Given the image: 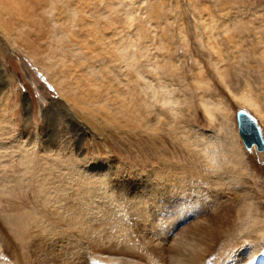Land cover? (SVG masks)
Wrapping results in <instances>:
<instances>
[{
    "label": "rangeland",
    "instance_id": "374dc122",
    "mask_svg": "<svg viewBox=\"0 0 264 264\" xmlns=\"http://www.w3.org/2000/svg\"><path fill=\"white\" fill-rule=\"evenodd\" d=\"M54 1L27 27L14 21L13 41L0 31V264H88L101 252L157 261L197 249L206 229L209 264L264 257V151H248L237 126L244 109L264 133V0ZM68 7L85 9L84 28ZM94 30L105 46L133 42L134 67L98 50ZM61 68L69 84L93 80L105 102L81 110L51 78ZM148 84L176 104L150 98Z\"/></svg>",
    "mask_w": 264,
    "mask_h": 264
},
{
    "label": "bare ground",
    "instance_id": "6f19581e",
    "mask_svg": "<svg viewBox=\"0 0 264 264\" xmlns=\"http://www.w3.org/2000/svg\"><path fill=\"white\" fill-rule=\"evenodd\" d=\"M36 1V2H35ZM35 1H33V0H0V31L4 34V35H8L12 40L11 41H13V33H14V30L15 29H13L12 28V25H13V22L14 21H19V20H21V19H23V26H22V28H25V27H27L26 25H28L29 23H31V21L33 20V18H34V16H35V13H34V15L33 16H31L32 15V13L33 12H35L36 10H34V7H40L39 5H44V2H42V0H35ZM64 1V0H63ZM46 3H47V5H53L54 3H55V1L54 0H46ZM67 2H65V4H66ZM104 3V2H103ZM117 4H119V3H117ZM69 5V4H68ZM105 6V5H104ZM84 8V7H83ZM86 8V7H85ZM122 8V7H121ZM68 9H69V14L71 13V17H72V19H73V21L72 22H76V24H78V26H79V28H81L82 29V27L84 28L86 25H85V23L83 22V19H82V14L81 13H83V12H85L81 7H79V8H72V7H68ZM115 9V8H114ZM65 12V11H64ZM68 13V12H67ZM70 16V15H69ZM127 17H128V19H130L131 18V16H130V14H127ZM31 20V21H30ZM54 20H55V22L54 23H56V18L54 17ZM57 21H59V19H57ZM92 24H94L93 25V27H94V29H95V27H97L98 25H97V23L95 22V23H92ZM40 25H41V22H37L36 24H33L32 23V25L30 26V27H34L35 28V31H38V28L40 27ZM128 25H131V23L130 24H128ZM59 27H60V33H63V34H65L66 36H68L69 37V39L71 40V39H73V38H70V37H78L79 38V35H76V34H73L71 31H70V28L69 27H66L67 28V30L66 31H64L63 29H62V25H58ZM16 29V30H18L19 32L16 34L17 35V37L20 39V41H19V43H21V44H23V45H25L27 48H32V49H35L36 48V46H35V44L36 43H34L33 41H31L28 37V34H27V32H23L22 30L23 29ZM37 33H40V31L39 32H37ZM60 33H58V36H56L57 37V39L59 38L60 39V37H59V34ZM70 35V36H69ZM61 36V35H60ZM65 36V37H66ZM92 36L95 38V41L99 44V48H98V50L99 49H107L109 52H111V51H118L119 52V54L120 55H117V56H115L116 57V59L118 58V60H121V62L122 61H124V63L126 64V67L128 66V67H134L133 66V62L134 63H136L135 61L137 60V58H135V53L133 52H131L129 49L132 47V48H134L133 46L135 45V44H133V42H130L129 40H127V41H125L124 43H112V45H110V46H105V45H102V43L105 41H103V39L104 38H102V36L100 35V33H99V31H97V30H94V32H93V34H92ZM97 36V37H96ZM16 38V37H15ZM75 39V40H73V41H75V42H72L74 45H76V46H78V49H79V51H82L83 52V50H84V48L83 47H85V48H91V46H89L88 45V47H87V45H86V43H85V41H81V39ZM17 39V38H16ZM18 39V40H19ZM58 39V40H59ZM16 41V40H15ZM18 42V41H17ZM60 42V41H59ZM62 42V41H61ZM68 48V49H74V48H72V47H69V45H67L66 43H63V46H62V48ZM37 50V49H36ZM85 50H87V49H85ZM100 50V51H101ZM93 52L95 51V49L94 50H92ZM31 52H34L33 50H31ZM103 52H105V50L103 51ZM102 52V53H103ZM84 53V52H83ZM100 53V52H99ZM105 54V53H104ZM112 54V53H111ZM67 55H68V53H67ZM100 55V54H99ZM103 55V54H102ZM116 55V54H115ZM93 56V55H92ZM119 56V57H118ZM55 57V56H54ZM86 57H89V56H86ZM95 57V56H94ZM99 57V56H98ZM102 57V56H101ZM59 58V57H58ZM103 58V57H102ZM101 58V59H102ZM64 59V58H63ZM87 59V58H86ZM115 59V60H116ZM111 63V62H110ZM55 65H57V63H54L53 62V65L52 66H50V67H53V66H55ZM134 65H136V64H134ZM108 66V65H107ZM64 67V66H63ZM47 69V68H46ZM48 69H49V67H48ZM52 69V68H51ZM71 69L72 68H69V70L67 71V73H70L71 74V76H72V73H71ZM135 69H137V68H135ZM135 71H137V70H135ZM65 72L66 71H64L62 68H61V70H60V72H59V74H58V77L57 76H55L54 74L52 75V80L54 81V82H56L58 85H61L62 87L64 86V88H61V91L64 93V95L66 94V96L68 97V99L70 100H72L78 107H80L81 108V110L83 109L84 111H88L89 109L87 108V106L85 105V107H84V104H88V105H94V106H96V105H98V104H103L104 102H105V93L103 94V92L101 91V90H94V89H91V86H96V83H94L93 82V80H90V78H89V82L88 83H86V82H83V83H85V85L84 86H82V81H78L79 83H80V85H78V82L77 83H75V84H73V83H71V84H69L68 83V81H70L69 79H71L70 77H69V79H68V81L66 80V75H65ZM62 73H63V76H62ZM60 76V77H59ZM57 77V78H56ZM74 82H76V81H74ZM76 85L77 84V86H75V88L73 87V85ZM100 85V84H99ZM98 85V86H99ZM147 85V84H146ZM100 87V86H99ZM98 87V88H99ZM148 87H149V89H147V91H146V93H148V95L150 96V98H157V100L160 102V103H162V105H165V104H176V101L174 100V99H172L171 97H170V93H168L166 90H164L163 88H161V90H158V89H154L150 84H148ZM75 92H79V97H78V99H74L72 96H70L69 95V93H75ZM97 96V97H96ZM245 100L248 102V104H250L251 106H253V107H255L256 109H257V111L259 112V113H261L260 112V110L258 109V105H257V103H255L252 99H250V98H247V97H245ZM29 103V102H28ZM96 104V105H95ZM27 106V105H26ZM238 133H239V131H238ZM239 136H240V134H239ZM240 138H241V136H240ZM241 140H242V138H241ZM243 141V140H242ZM244 143V142H243ZM53 146V145H52ZM246 147V146H245ZM254 148H256V147H253L252 149H251V151H253V149ZM248 150V149H247ZM250 151V152H251ZM34 172L35 171H33L32 173L34 174ZM38 172V171H37ZM35 174H36V172H35ZM176 175V174H175ZM183 175V174H182ZM24 184H25V182H23ZM22 183V184H23ZM21 184V185H22ZM66 186V185H65ZM25 187V186H24ZM60 192V191H59ZM64 192V191H63ZM184 192H186V191H184ZM59 195V194H58ZM84 195V194H83ZM210 196V195H209ZM210 198V197H209ZM56 199H59L60 200V203H61V200L62 201H64V199H66V197L64 196V194H61L60 196H57L56 197ZM83 199V198H82ZM87 200V199H86ZM50 201V200H49ZM185 201V200H184ZM194 201H195V199H194ZM197 201V200H196ZM52 202V201H51ZM56 202V201H55ZM59 202V201H58ZM64 202H66V201H64ZM87 202H88V200H87ZM90 202V201H89ZM208 202V201H207ZM46 203V202H45ZM67 203V202H66ZM178 203V202H177ZM182 202H180V204H181ZM55 204V203H54ZM195 204V203H194ZM44 205V204H43ZM192 204H189L188 206H191ZM196 205V204H195ZM198 205V204H197ZM51 206V205H50ZM104 206V205H103ZM187 206V205H186ZM187 206V207H188ZM193 206V205H192ZM45 207V206H44ZM47 207V206H46ZM52 207V206H51ZM63 207V206H62ZM67 207V208H66ZM65 208V210H66V212L68 213V211H69V209H68V207L69 206H66ZM83 207H85V206H83ZM180 207H184V206H180ZM54 208H55V211H57L58 212V208L56 209V207H53L52 209L54 210ZM77 208V207H76ZM100 208H101V206H100ZM190 208V207H189ZM50 209V208H49ZM51 209V210H52ZM72 209V208H71ZM75 209V208H74ZM59 210H61V208L59 209ZM63 210V209H62ZM68 210V211H67ZM88 211V210H87ZM187 211V210H186ZM51 212H53V211H51ZM56 213V212H55ZM54 213V214H55ZM77 213V212H76ZM86 213V212H85ZM44 214V213H43ZM58 214H60V211H59V213ZM65 214V213H64ZM64 214H62V211H61V215L63 216ZM75 214V213H74ZM53 214H51V217H53L52 216ZM58 216H60V215H58ZM58 216H57V218H58ZM66 216V215H65ZM74 216V215H73ZM102 216V215H101ZM173 216V215H172ZM48 218H49V216H48ZM55 218V217H54ZM60 218V217H59ZM62 218V217H61ZM60 218V219H61ZM70 219V217L68 216V217H66V219ZM112 218H113V216H112ZM111 218V219H112ZM50 219V218H49ZM63 219L64 218H62V220L61 221H59V222H62L63 221ZM77 219V218H76ZM87 219V218H86ZM173 219V218H172ZM171 219V220H172ZM56 220V219H55ZM59 220V219H58ZM71 220V219H70ZM94 220V219H93ZM106 220V219H105ZM68 221V220H67ZM33 222H35V224L34 225H37V221L35 220V219H33ZM32 222V223H33ZM67 223V222H66ZM70 223H72V222H70ZM169 223V222H168ZM76 224V223H75ZM103 224V223H102ZM197 223H195V224H193L192 226H190V227H188V228H186V229H184V231L186 232L189 228H191V227H193V226H195ZM39 225H40V223H39ZM41 225H42V223H41ZM43 225H45V226H43L42 228L43 229H47V224H43ZM66 225V224H65ZM72 225H74V224H72ZM104 225H107V224H104ZM155 225V224H154ZM71 226V225H70ZM102 226V225H101ZM101 226L99 227V228H101ZM167 226V225H166ZM44 227H46V228H44ZM103 227V226H102ZM98 228V227H97ZM108 228V227H107ZM169 228V227H168ZM199 228V227H198ZM197 228V229H198ZM36 229V228H35ZM103 229V228H102ZM105 229V228H104ZM103 229V230H104ZM196 229V230H197ZM44 230V231H45ZM49 230V229H48ZM103 230H100V231H103ZM165 230H166V228H165ZM51 231V230H50ZM123 231V230H122ZM160 231V230H159ZM48 232V231H47ZM59 232V231H58ZM66 232V231H65ZM105 232V231H104ZM163 232V231H162ZM167 232V231H166ZM54 233V232H53ZM60 233V232H59ZM124 233V232H123ZM211 233H212V230H205L203 233H199L198 235V237L197 236H194V241H196V242H198L197 243V249H189V248H187L186 246H183V247H179V246H176L175 248L173 247V251H170V252H167L166 254H164L163 252H162V250H161V254H160V252H159V254H160V256H158V260L156 261H154V260H152V261H150V262H145V261H143V260H140L139 258H137V257H135L134 255H129V254H109V253H96L95 254V256H97L98 258H96V259H98L99 261H94V260H96V259H92L91 261H89V263L88 264H209L208 263V260L210 259V257H209V254H210V251L212 250V247L210 246V247H207L206 249H202L201 247H200V242H206L207 243V237H208V235H211ZM50 234H51V232H50ZM56 234H58V233H56ZM99 234V233H98ZM167 234V233H166ZM194 234H196V231H194ZM32 235V234H31ZM83 235V234H82ZM57 236V235H56ZM64 236V235H63ZM112 236V235H111ZM117 236V235H116ZM161 236V235H160ZM62 237V236H61ZM100 239V238H99ZM90 240V239H89ZM96 240V239H95ZM102 242V241H101ZM93 243V242H92ZM208 244V243H207ZM210 244H208L207 246H209ZM175 246V245H174ZM196 246V245H195ZM179 247V248H178ZM170 248V247H169ZM172 248V247H171ZM67 250V249H66ZM75 252V251H74ZM70 254V253H69ZM79 254V253H78ZM136 254V253H135ZM258 254V252L255 254V255H251V257H249V260L248 261H250V260H252L251 262H252V264H255V261L254 260H257V261H260L261 262V264H262V261H264V257L262 256V255H257ZM68 256V255H67ZM141 256V255H140ZM249 256H250V254H249ZM65 257V256H64ZM245 257V256H244ZM244 257H243V259H244ZM71 258H72V256H71ZM74 258V257H73ZM72 258V259H73ZM94 258V257H93ZM142 258V257H141ZM145 258V257H144ZM248 258V257H247ZM71 259V260H72ZM152 259H154V258H152ZM223 259H225V258H223ZM245 259H246V257H245ZM71 260H70V262H71ZM75 261V260H74ZM83 261V260H82ZM94 261V262H93ZM93 262V263H92ZM86 263V262H85ZM84 263V264H85ZM236 263V262H235ZM78 264V263H77ZM81 264H83V263H81ZM214 264H217V263H214ZM237 264H243L242 262H238ZM256 264H258V262L256 263ZM263 264H264V262H263Z\"/></svg>",
    "mask_w": 264,
    "mask_h": 264
},
{
    "label": "water",
    "instance_id": "95a60500",
    "mask_svg": "<svg viewBox=\"0 0 264 264\" xmlns=\"http://www.w3.org/2000/svg\"><path fill=\"white\" fill-rule=\"evenodd\" d=\"M237 126L239 134L248 149L256 147L257 151H264V133L258 120L248 111H237Z\"/></svg>",
    "mask_w": 264,
    "mask_h": 264
}]
</instances>
